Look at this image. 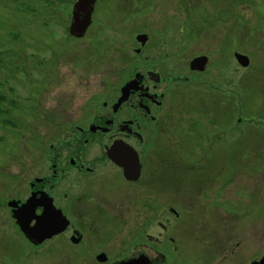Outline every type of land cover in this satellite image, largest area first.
<instances>
[{"label":"rangeland","instance_id":"rangeland-1","mask_svg":"<svg viewBox=\"0 0 264 264\" xmlns=\"http://www.w3.org/2000/svg\"><path fill=\"white\" fill-rule=\"evenodd\" d=\"M73 2L0 0V264L55 262L56 245L31 252L24 240L16 245L20 237L5 201L26 197L33 177L50 174V150L71 141L66 131L86 125L100 110L110 112L104 104L118 100L136 70L150 68L163 79L145 85L165 91L152 108L155 119L125 109L115 115L131 119L139 132L127 141L148 164L140 180L128 183L116 169L100 165L83 183L65 177L61 192L89 202L93 197L105 208L113 201L114 210L124 212L125 226H134L130 221L145 212L176 207L183 213L181 227H202L182 236L187 258L206 250L213 264L259 257L264 0H97L80 38L67 32ZM137 33L148 36L138 55ZM234 53L245 55L248 64H237ZM199 56L206 58L204 68L190 69ZM157 83L159 89L152 87ZM111 133L96 137L100 147L111 143Z\"/></svg>","mask_w":264,"mask_h":264},{"label":"flooded vegetation","instance_id":"flooded-vegetation-1","mask_svg":"<svg viewBox=\"0 0 264 264\" xmlns=\"http://www.w3.org/2000/svg\"><path fill=\"white\" fill-rule=\"evenodd\" d=\"M138 34L144 35L145 39L140 42L135 35V41L139 43V47L134 50L137 55L141 53L148 41L146 33ZM197 71L199 70L197 69ZM132 79V86L125 92L122 101L118 103L122 96L121 89L127 82H124L120 87L118 100L116 99L109 107L104 104V107L110 109V112L100 110L86 125L76 126L75 131H66V136L71 141L62 144L59 148L50 150L52 152V156L48 158L50 174L33 177L29 182L26 197H9L5 201V205L11 200L15 202L14 209L16 212L13 213L12 209L8 207V214L20 237L18 242H15L16 245L21 246L22 244L19 242L24 240L26 249L28 247L30 252L32 249H43L55 245L59 247L53 255L55 262L51 261L49 264L214 263L210 250H206L205 254L201 251L198 254L194 252L192 258H190L191 255L187 258L186 248L182 244V236L192 235L194 231L201 232L202 227H181L183 213L176 207L169 205L166 211L145 212L143 216H140L139 221H130V224H134V226H125L127 222L123 216L124 212L118 211L117 213L111 205L113 201L108 200L111 204L105 208L101 203V206H98L97 199H93V197L89 202V198L84 195L71 198L60 190L59 184L64 181L65 177L68 178L72 174L77 181L83 183V179L100 165L111 166V168L116 169L119 175L128 183L134 184L140 180L148 164L146 160H141L138 151L127 141L130 136L138 139L137 133L139 132L134 129L131 119L121 118L118 121L115 115L124 111L123 109H125V112L126 110H133L137 117L150 118V121H153L155 118L152 115V108L161 104L163 97H165V91L163 89L155 91V88L149 89L145 85L147 80L156 82L159 79L158 81L161 82L163 79L154 68L145 69L144 72L136 70ZM158 84L156 86L152 85V87H158L159 89ZM109 131H112L109 136L111 143L100 147L96 137L99 139V134H105ZM115 142L128 144L137 152L140 170L136 180L126 179L122 168L107 156V150ZM89 145H95L92 148L94 151L91 148L87 149ZM89 152L90 154L91 152H98L99 154L89 158L87 157ZM149 159L152 164H160V161L157 162L156 158L151 157ZM69 167L74 169H69ZM73 170H75L74 173ZM163 182L159 180L157 184ZM85 200L86 202H84ZM28 201L27 210L20 209ZM75 202L78 206H75ZM79 202L89 204L81 205ZM175 203L180 204L179 201L174 199ZM108 208H111V210ZM42 216L46 217V220L40 225V217L42 218ZM24 218H27L28 221ZM128 218L135 219V217H131L130 213ZM20 224L38 230L36 241L40 240L43 234L50 232L51 235L44 236L41 241L35 243L23 233ZM108 224L117 226L108 227ZM58 228L60 229L55 231ZM191 235L186 239H192ZM207 237L211 244L213 242L211 229ZM262 259H264V253L249 260L247 264H264V262L259 263ZM223 261H225L224 252Z\"/></svg>","mask_w":264,"mask_h":264},{"label":"water","instance_id":"water-1","mask_svg":"<svg viewBox=\"0 0 264 264\" xmlns=\"http://www.w3.org/2000/svg\"><path fill=\"white\" fill-rule=\"evenodd\" d=\"M95 0H76L75 3L72 6V15L71 20L69 24V33L75 37H81L88 25L91 22V14L93 11V5ZM136 39L140 42H143L145 37L144 35H138L136 36ZM234 57L239 65L246 66L248 64V58L245 55H242L240 53H234ZM206 58L205 56H199L193 58L190 63L189 67L190 69H198L202 70L205 65ZM132 82L126 83L123 88L121 89L122 96L127 92L129 87L132 86ZM120 97L118 100V103L124 99L125 96ZM107 156L109 159L114 162L115 164L119 165L123 170V175L128 180H136L139 175V161L136 152L133 150V148L125 143L122 142H115L113 143L110 148L107 150ZM29 201L24 203L20 209L27 210V207L29 206ZM7 206L10 207L13 211V213L16 212L14 209L15 202L14 201H8ZM30 219V218H29ZM24 220H27V218H24ZM46 220V217L42 216L40 217V225L43 224V221ZM28 221V220H27ZM21 230L23 233L35 243H38L41 241L44 236H50L51 233L43 234V237L40 240L36 241V236L38 233L37 229H34V227H29L28 225L20 224ZM60 228L56 229L55 231H58ZM56 233V232H55ZM262 262V260H261Z\"/></svg>","mask_w":264,"mask_h":264}]
</instances>
